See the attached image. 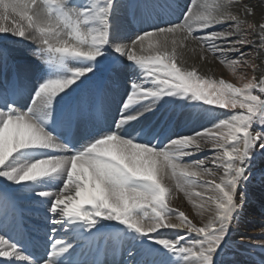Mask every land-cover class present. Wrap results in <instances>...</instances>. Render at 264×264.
Instances as JSON below:
<instances>
[{
	"label": "snow or ice",
	"instance_id": "snow-or-ice-1",
	"mask_svg": "<svg viewBox=\"0 0 264 264\" xmlns=\"http://www.w3.org/2000/svg\"><path fill=\"white\" fill-rule=\"evenodd\" d=\"M178 7L0 0V264H264V221L259 239L242 231L256 203L264 217V0H190L166 20ZM189 40L233 75H261L237 86L184 67ZM198 120L209 124L170 127ZM176 192L199 226L171 206ZM26 219L48 238L43 256L29 251ZM101 236L127 259H100Z\"/></svg>",
	"mask_w": 264,
	"mask_h": 264
},
{
	"label": "bare ground",
	"instance_id": "bare-ground-1",
	"mask_svg": "<svg viewBox=\"0 0 264 264\" xmlns=\"http://www.w3.org/2000/svg\"><path fill=\"white\" fill-rule=\"evenodd\" d=\"M207 2L211 3L212 0H207ZM177 3H178V6H179L178 9L176 10V12L174 14H172L170 16H166L165 17L166 20H172V21L174 20L175 21L176 20L175 18H177L176 22L178 21V19L180 21L182 19V15L181 14H182V12L187 10V6L189 5L190 0H177ZM149 23H151V21H149ZM123 24H124L125 30L128 31L129 33H134V31L136 32L137 29H138L137 23L134 22L132 20V18L129 17V16H126L124 18ZM146 24H148V23H145L143 25V27L147 28ZM131 25L134 27V31H131V28H132ZM221 28H222V25L215 26L216 30H220ZM186 43H187V47L185 49H183V50L178 49V51L181 52V63L183 64V66L195 67L197 70H200L201 73H203V74L206 73L207 71H209L210 68H212V70L215 71V72H218L217 70H221L223 68H225V70H227V72L229 71L228 70L229 68L224 67V65L221 64L220 60L216 56L213 55L212 59H210V58L208 59V56L210 57V55H212L211 52L207 51V53L209 54L207 56V59H202L201 56L202 55L205 56L206 52H205V54H204V52L201 53V46H200V44L198 42L189 40ZM249 54L251 55L252 53L250 52ZM191 63H192V65H191ZM258 65H264V63L261 64V62H260ZM242 69H244V68H242ZM256 72H257L256 74H258L259 76L261 75V70L259 68H258V71H256ZM122 84L124 85V88H125L126 84L123 83V82H122ZM208 124H209V122L207 120H198L196 122L190 123V124L187 125V126H189V128L185 131V133L188 130L190 132L193 128H195L196 130H199L201 127H207ZM199 155L201 156V153ZM0 182H2V181H0ZM170 203H171V206L173 208H178V209L184 211L191 219H193L194 222H196L199 225L201 224V217L196 214V209H194L192 204H190L188 202V200L184 196L183 192H176L174 194V198L171 199ZM256 206H258V205L256 204ZM257 209L259 211H261L259 206H258ZM253 211H255V210H253ZM208 216H209V213L205 212L203 219L206 221ZM251 217H252V215L249 214V217L246 220H250L251 222H256V220L255 219H251ZM262 221H264V219L261 220V221H258L257 222V226L260 225L262 223ZM27 223H28L29 226L31 225V223L28 220H27ZM244 223L245 224H244V227L242 229L246 231L247 230L246 227L251 226V225H247L248 223H246V222H244ZM252 226H253V224H252ZM257 231L259 232V230H257ZM33 236H34V234H33ZM110 241H111V243H113L114 239H110ZM113 245H114V243H113ZM117 247H118V244H117ZM120 251H121V253L123 252V248L122 247H121ZM0 259H2V258H0ZM125 259H127V256L126 255H122L121 258H116L115 260L116 261H121V260H125Z\"/></svg>",
	"mask_w": 264,
	"mask_h": 264
},
{
	"label": "rangeland",
	"instance_id": "rangeland-1",
	"mask_svg": "<svg viewBox=\"0 0 264 264\" xmlns=\"http://www.w3.org/2000/svg\"><path fill=\"white\" fill-rule=\"evenodd\" d=\"M187 5V4H186ZM180 18V17H179ZM173 19V18H172ZM176 20H177V18H175ZM174 21V20H173ZM178 21H179V19H178ZM177 21V22H178ZM147 25V24H146ZM131 31H134V27L131 25ZM223 27V26H222ZM138 30V29H137ZM216 30V29H215ZM134 33H135V31H134ZM246 51H248V49H246ZM205 52H206V54H205ZM249 53L251 52V50H249L248 51ZM204 54H205V56H203L204 58L203 59H207V56L209 55L208 53H207V50H205L204 51ZM251 55H253V54H251ZM212 59L213 58V54L212 55H210V57L208 56V59ZM259 58V59H258ZM254 62L256 63V64H259L260 62H261V64L262 63H264V56H255L254 57ZM222 64V63H221ZM191 65H192V63H191ZM224 65V67H227L225 64H223ZM184 67H186V66H184ZM192 66H189V67H187V68H191ZM228 68V67H227ZM239 68V69H238ZM242 68H244V69H242ZM211 69V70H210ZM209 69V71H207L206 73H201V71L200 70H197L201 75H203V76H205V77H209V78H213V79H216V80H219L221 77L222 78H224L226 81H229V82H232V83H234V84H237V86H239L242 82H244V81H240V80H238L237 79V76H240V75H243V76H245V79H250L253 75H256L257 77H259V75L258 74H256L257 72L256 71H258V68H257V70L255 71V72H253V70L251 69V68H248V67H245V66H238L237 67V72H236V75H233V73L230 71V69H228L229 71L227 72V70H225V68H223V69H221V70H217L218 72H215V71H213L212 70V68H210ZM251 69V70H250ZM220 71V72H219ZM219 78V79H218ZM206 150V149H205ZM204 153H206V152H203V153H201V155L203 154L204 155ZM207 155H209V153L207 152L206 154H205V156H207ZM255 203V202H254ZM257 205L259 206V204L257 203ZM258 206H256V208L254 209L255 211H252L250 214L252 215V217H251V219H255L256 220V222H251L250 220H246L245 222L246 223H248L247 225H251V226H248V227H246V231L245 230H243L242 229V231L246 234V236L247 237H252V238H254V239H259V232L257 231V230H259L258 229V226H257V222L258 221H261V220H263L264 219V217H262L261 215H260V211L257 209L258 208ZM257 210V211H256ZM260 219V220H259ZM194 222V221H193ZM194 223H196V222H194ZM245 224V223H244ZM252 224H253V226H252ZM198 226H199V224H197ZM247 232V233H246ZM250 235V236H249ZM236 240H239L240 239V237H239V235H236ZM242 252H243V250H241Z\"/></svg>",
	"mask_w": 264,
	"mask_h": 264
}]
</instances>
